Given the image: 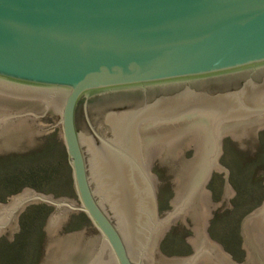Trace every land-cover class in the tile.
I'll list each match as a JSON object with an SVG mask.
<instances>
[{"label": "water", "instance_id": "obj_1", "mask_svg": "<svg viewBox=\"0 0 264 264\" xmlns=\"http://www.w3.org/2000/svg\"><path fill=\"white\" fill-rule=\"evenodd\" d=\"M58 124L79 204L24 189L0 204V237L45 203L48 235L70 211L99 233L53 242L45 264H235L205 233L203 188L222 138L264 126V0H0V154ZM193 143L160 221L154 163ZM178 216L195 251L167 261L156 245ZM250 219L264 238V203Z\"/></svg>", "mask_w": 264, "mask_h": 264}, {"label": "rangeland", "instance_id": "obj_2", "mask_svg": "<svg viewBox=\"0 0 264 264\" xmlns=\"http://www.w3.org/2000/svg\"><path fill=\"white\" fill-rule=\"evenodd\" d=\"M195 155L193 143L184 150L180 163L178 154L154 163V175L162 181L160 221L174 209L179 194L175 178H181L182 166L192 164L190 158ZM217 163L224 172L212 169L204 185L217 205L205 233L233 263L245 264L248 250L253 264H264V238L257 226L250 224L251 214L264 203V126L257 131L246 128L239 141L223 137ZM24 189L79 204L60 124L48 134L0 154V204H9L10 198ZM54 212V206L45 203L28 206L17 219L19 231L13 240L0 237V264H45L46 250L53 242L81 231L88 236L99 234L83 212L70 211L52 237L45 226ZM194 236L191 218H177L156 245L159 256L167 261L190 258L196 246Z\"/></svg>", "mask_w": 264, "mask_h": 264}, {"label": "bare ground", "instance_id": "obj_3", "mask_svg": "<svg viewBox=\"0 0 264 264\" xmlns=\"http://www.w3.org/2000/svg\"><path fill=\"white\" fill-rule=\"evenodd\" d=\"M195 144V143H194ZM196 147V146H195ZM198 155V154H197ZM204 190H205V187L203 188ZM206 191V190H205ZM207 193H208V191H206ZM177 194V193H176ZM209 194V193H208ZM178 196V195H177ZM209 197H210V195H209ZM210 200H211V198H210ZM176 203V202H175ZM174 203V204H175ZM217 208V205L216 204H214L212 201H210V205H209V208H208V215H207V224H208V220H209V218H211V215H212V213H213V210L214 209H216ZM177 218H179V219H185V217H183V216H178ZM176 218V219H177ZM176 219L173 221V222H175L176 221ZM166 221V220H165ZM254 224V225H256L255 223H254V221H253V219H251V222H250V224ZM170 225V224H169ZM205 232H206V229H205ZM194 233H195V228H194ZM197 239H196V235L194 236V238H192V241L194 242V241H196ZM195 243V242H194ZM193 243V244H194ZM264 244V243H263Z\"/></svg>", "mask_w": 264, "mask_h": 264}, {"label": "flooded vegetation", "instance_id": "obj_4", "mask_svg": "<svg viewBox=\"0 0 264 264\" xmlns=\"http://www.w3.org/2000/svg\"><path fill=\"white\" fill-rule=\"evenodd\" d=\"M216 95V94H215ZM91 106V105H90ZM81 109H82V111L84 110V104H81L80 105V107H79V113L78 114H80V111H81ZM78 118H79V116H78ZM195 150H196V147H195ZM197 151V150H196Z\"/></svg>", "mask_w": 264, "mask_h": 264}]
</instances>
